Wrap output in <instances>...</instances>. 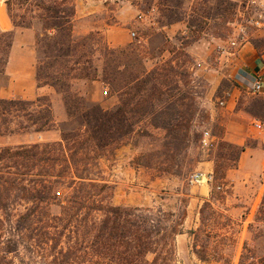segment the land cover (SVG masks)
Masks as SVG:
<instances>
[{"label": "rangeland", "instance_id": "1", "mask_svg": "<svg viewBox=\"0 0 264 264\" xmlns=\"http://www.w3.org/2000/svg\"><path fill=\"white\" fill-rule=\"evenodd\" d=\"M38 4L39 0H12L11 15L17 23L25 16L29 20L31 14L43 13ZM44 4L69 9L62 0ZM75 6L74 39L96 32L95 38L108 43L110 53L91 44L79 50L68 59L69 67L77 69L72 75L79 78L68 81L71 89H56L37 80V72H46L43 68L51 59L45 57L46 45L37 44L41 31L36 20H29L33 28L17 27L34 33L33 73L36 87L42 89L31 99L14 97L5 66L0 68V99H41L39 104L51 105L55 124L39 133L17 130L10 122L8 126L16 130L0 135V148L57 142L63 131L80 127L89 111L121 112L122 122L111 123L115 136L108 146L79 144L77 151L67 147L68 154L77 152L71 160L81 172L87 173L83 170L87 168L89 177L106 183L114 205L185 214L184 230L195 234L176 237L175 264H264V169L247 182H234L228 176L238 168L239 149L260 145L264 150V130L252 128L255 120L264 124V95L241 88L239 104H219L226 92L240 86L229 76L231 64L224 57L245 42L264 52V0H75ZM4 9L10 17L7 6ZM116 35L121 42H112ZM79 57V64H74ZM48 73L56 74L54 68ZM85 73L95 80L87 81ZM106 89L108 95L103 94ZM234 119L235 128L238 122L249 127L241 146L226 139L228 121ZM176 124L182 129L171 131ZM9 165L14 167L11 161ZM197 172L211 173L213 179L192 183ZM58 191L61 196L56 194L60 198L50 208L53 213L60 212L70 189L59 186ZM14 200L10 204L14 214L31 205L29 201L16 205ZM206 201L212 202V208L203 213L202 232L200 211ZM1 242V262L30 264L22 245L14 253L8 252L12 244L6 237ZM197 251L204 252L206 260Z\"/></svg>", "mask_w": 264, "mask_h": 264}, {"label": "trees", "instance_id": "2", "mask_svg": "<svg viewBox=\"0 0 264 264\" xmlns=\"http://www.w3.org/2000/svg\"><path fill=\"white\" fill-rule=\"evenodd\" d=\"M45 1L48 0H39L38 4L43 13L29 17L30 21L36 20L41 31L37 34L38 46L44 43L45 57L51 59L43 68L46 72H37V80L39 84L44 80V85L56 89H71L68 81L79 77L72 75L77 69L69 67L68 59L90 44L101 48L106 55L111 48L95 38L96 32L79 41L74 39L75 0H62L69 3V9L65 10L46 6ZM5 4L15 28L35 27L26 16L17 23L11 15L12 0H5ZM52 32H56V36L50 35ZM13 40V30H0L1 70L8 63ZM60 58L65 59L62 62ZM78 60L80 57L74 64H79ZM52 68L55 76L48 73ZM82 75L87 81L95 80L89 73ZM39 103L41 99H0V135L16 130L8 126L10 122L17 130L33 129L39 133L51 130L55 124L51 105ZM87 113L80 127L62 132L60 141L0 148V244L6 237L12 244L8 252L14 253H18L22 245L28 251L30 264H175L176 237L195 234L193 230H184L186 215L178 216L163 209L114 205L106 194L109 186L89 177L87 168L83 169L87 172L83 174L72 161L77 153L76 145L108 146V141L115 136L112 121L122 122L121 112L117 115L102 111L98 115ZM181 129L182 124L171 127L174 132ZM118 134L120 138L122 134ZM70 143L74 147H70ZM67 147L76 151L68 154ZM10 161L14 167L9 165ZM60 166L63 170H59ZM59 186L68 187L70 192L63 197L60 212L53 213L50 208L56 198H60L56 196H61L60 191L55 192ZM11 199H15L16 205L23 201L31 205L14 214ZM207 208H212L211 201H206L200 211L202 232L203 213ZM196 254L202 261L206 260L204 252ZM0 264L4 263L0 261Z\"/></svg>", "mask_w": 264, "mask_h": 264}, {"label": "crops", "instance_id": "3", "mask_svg": "<svg viewBox=\"0 0 264 264\" xmlns=\"http://www.w3.org/2000/svg\"><path fill=\"white\" fill-rule=\"evenodd\" d=\"M0 5L6 6L5 2H0ZM0 30L4 32L11 30L14 31V40L10 51V58L6 65L7 73L11 79L12 88H15V90L11 93L14 97L31 99L39 94L42 89L36 87L34 80V33L30 29H27V31L16 29L12 24L10 17L6 13L4 18H2V21H0ZM112 38L113 43L121 42L119 35ZM224 59H227V61L231 64L232 69L229 76L232 79L236 78L238 84H240V86L234 90V98L231 102V104L234 103V105H236L241 101L240 94L242 91L241 88H244L242 85L244 77H250L253 74L264 72V52L258 51L251 42H245L241 44L232 55L227 58L224 57ZM221 80L222 78H220V80L215 84V87L219 86ZM20 84H27V87L18 88L17 86ZM236 97L237 99L235 100ZM230 122L231 126L226 132V139L239 146L244 145L245 141H247V135L250 132L249 127L244 123L239 124L238 122V125L235 128L232 123H236L235 119L233 121H228V123ZM252 128H254V130L261 131L259 129H255L253 124ZM262 130H264V128ZM263 169L264 150L261 149L260 145H255L242 151L238 168L234 173H230L228 176L232 178L234 182L236 180L239 183L240 180L243 179H245V181L242 182H247L250 178H258L259 174L263 172ZM238 186L239 185H236L234 190L236 189L237 191L239 188Z\"/></svg>", "mask_w": 264, "mask_h": 264}, {"label": "built area", "instance_id": "4", "mask_svg": "<svg viewBox=\"0 0 264 264\" xmlns=\"http://www.w3.org/2000/svg\"><path fill=\"white\" fill-rule=\"evenodd\" d=\"M132 36H135V33H132ZM232 44L235 45L236 42L233 41ZM242 85L245 88V91L249 94H252V95L264 94V72L253 74L250 77H244ZM103 94L108 95L109 91L106 89L103 91ZM233 98H234L233 92H226L225 97L219 101V104L222 107H227L228 105L231 104ZM252 124L256 129H259V130L263 129V126H264V124L259 120L253 121ZM208 134L209 133H205V136H208ZM212 179H213V176L211 173L197 172L192 177L191 182L192 183L209 182Z\"/></svg>", "mask_w": 264, "mask_h": 264}, {"label": "bare ground", "instance_id": "5", "mask_svg": "<svg viewBox=\"0 0 264 264\" xmlns=\"http://www.w3.org/2000/svg\"><path fill=\"white\" fill-rule=\"evenodd\" d=\"M4 10H5L4 6L0 5V20H2V18H4V16H5V11Z\"/></svg>", "mask_w": 264, "mask_h": 264}]
</instances>
